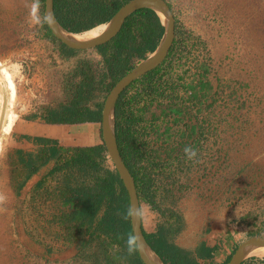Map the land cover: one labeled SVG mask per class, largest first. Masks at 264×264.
Segmentation results:
<instances>
[{
  "label": "rangeland",
  "instance_id": "obj_1",
  "mask_svg": "<svg viewBox=\"0 0 264 264\" xmlns=\"http://www.w3.org/2000/svg\"><path fill=\"white\" fill-rule=\"evenodd\" d=\"M167 1L185 31L184 54L173 61L174 78L181 84L178 96L188 94V84L199 80L201 72L206 73L204 81L211 82L206 95L193 99L188 118L204 130L192 145L202 162L188 160L184 150L183 157L173 151L167 156L175 139L154 143V132L146 139L152 147L167 148L160 157L166 174L156 176L163 206L184 217L177 243L195 248L201 241L216 242L222 256L248 238L250 230L261 229L264 236V0ZM32 4L0 0V60L15 73L14 109L19 117L42 114L47 106L66 101V79L79 60H100L94 48L62 56L58 46L43 37L42 22L32 21ZM165 104L153 106L157 114ZM172 121L157 123L163 130ZM13 130L4 136L0 154V264H79L76 242L65 238L67 229L56 220L69 206L59 196L57 179L46 175L54 163L42 168V186L25 184L17 190L25 170L10 157L15 150ZM74 136L59 145L87 144L85 131ZM141 206L146 230H156L165 218L146 202Z\"/></svg>",
  "mask_w": 264,
  "mask_h": 264
},
{
  "label": "trees",
  "instance_id": "obj_2",
  "mask_svg": "<svg viewBox=\"0 0 264 264\" xmlns=\"http://www.w3.org/2000/svg\"><path fill=\"white\" fill-rule=\"evenodd\" d=\"M128 1L54 0V11L57 20L66 30L79 33L108 23ZM40 4L44 17L45 0H41ZM41 31L43 37L58 46L59 53L64 57L76 56L85 51L68 47L52 33L47 22L43 20ZM164 33L165 25L155 10L142 8L133 12L126 18L116 36L94 47L93 50L100 57L99 62L95 63L90 58L79 60L66 79L67 100L58 106H47L42 114H29L28 118L35 119L40 116L43 121L53 124L101 123L103 105L112 87L140 60L145 59L157 48ZM184 34L185 31L180 29L176 22L174 42L166 59L158 67L133 81L120 94L115 112L116 135L121 155L135 179L140 201L149 204L165 218L157 224L154 231L146 230L142 218L145 237L163 262L228 264L239 243L234 245L226 260L222 262H218L215 255L219 245L209 246L206 241H201L195 248H188L177 243L176 239L184 229L185 221L178 211L167 205L164 207L163 201H160L157 182L159 178L156 175H162L164 178L165 164L158 162V155L156 156L154 151L150 153L147 165L142 164L146 153L145 146L150 144L146 136L151 134L152 129L150 125L142 124L143 111L151 109L156 103L162 105L167 101L170 107H163L162 115L164 118L168 114L174 117L172 125L165 126L167 132L172 135V128L183 119L172 115L176 109L171 105L198 99L212 89L210 80L204 81L203 75L206 73L201 72V78L187 86L192 90V94L182 96L183 98L178 96L176 90L180 82H176L174 78L173 61L178 56L182 58L184 54V49H181L185 44ZM178 52L181 54L178 55ZM204 71L208 69L204 68ZM177 77L183 76L178 74ZM199 102L201 103V100ZM141 103L143 106H140ZM156 118L161 119L156 116L151 120ZM152 122L154 128L159 130L160 124ZM197 125L200 126L193 125L194 133ZM201 133L204 134V130ZM100 135L102 138V133ZM35 140L44 143L37 151L15 149L14 154L10 156L13 163L19 164L25 170L17 190L43 167L54 163L46 175L57 179L59 196L63 204L69 206L67 210L56 215V220L67 229L65 238L76 242L78 263L145 264L138 251L131 256L127 253L125 240L127 233L133 231V228L131 221H125L121 213L130 204V197L114 164H108L105 144L65 147L51 138L37 136ZM171 152L170 149L166 153L167 156H171ZM43 182L44 179L37 187L42 186ZM261 231L250 230L248 237L262 235ZM242 264H264V257L251 256Z\"/></svg>",
  "mask_w": 264,
  "mask_h": 264
},
{
  "label": "water",
  "instance_id": "obj_3",
  "mask_svg": "<svg viewBox=\"0 0 264 264\" xmlns=\"http://www.w3.org/2000/svg\"><path fill=\"white\" fill-rule=\"evenodd\" d=\"M142 8L153 9L160 17V13L164 14L165 21L162 17L161 19L165 25V33L157 48L145 59L140 60L112 87L105 99L102 120L100 123L103 143L105 144L108 154L129 193L130 203L136 206H139V204L141 205L136 182L121 155L116 135V103L120 94L127 86L137 78L158 67L166 59L169 50L173 45L176 32V18L173 10L167 0H129L108 22L110 26L104 34L92 39H76L68 36L66 33L70 31L66 30L57 20L54 11V0H45V16L47 14L53 16V21L47 23L52 33L68 47L81 50L94 48L111 40L121 30L126 18L133 12ZM132 228L133 231L141 237V250L138 251V253L144 263L159 264V261L161 264H165L148 243L144 234L142 219H137L134 225L132 224ZM260 246H264L263 235H254L246 238L239 243L228 264H242L244 260L252 256L251 252Z\"/></svg>",
  "mask_w": 264,
  "mask_h": 264
},
{
  "label": "crops",
  "instance_id": "obj_4",
  "mask_svg": "<svg viewBox=\"0 0 264 264\" xmlns=\"http://www.w3.org/2000/svg\"><path fill=\"white\" fill-rule=\"evenodd\" d=\"M100 123L98 122H84V123H74V124H53V123H47L43 121L40 116H37L35 119H29L28 116L25 114L22 117H19L17 119V122L15 124L14 130H13V136L12 141L14 144L15 149H23L28 152L37 151L38 148L42 147L44 143L41 141L38 142L35 140V137H45V138H51L55 141H58V144L62 143V139H69L75 138V134L79 132V136L81 135L82 129L85 130L86 138H87V144L86 145H95L102 142V140H99V137H101ZM71 137V138H70ZM80 140L81 138L78 137ZM73 141V140H72ZM8 154V153H7ZM10 155V154H9ZM11 156V155H10ZM42 170V169H41ZM41 170L37 173H35L28 181L27 185L31 184L33 187H35L41 179ZM31 187V186H30ZM241 242H236V244ZM209 246L219 245L218 243L214 242H207ZM217 249L215 252L216 260L218 262H222L226 260L228 255L230 254H223L218 255V252L220 250Z\"/></svg>",
  "mask_w": 264,
  "mask_h": 264
},
{
  "label": "flooded vegetation",
  "instance_id": "obj_5",
  "mask_svg": "<svg viewBox=\"0 0 264 264\" xmlns=\"http://www.w3.org/2000/svg\"><path fill=\"white\" fill-rule=\"evenodd\" d=\"M187 90L189 91L187 95L190 96L192 94V90L189 88H187ZM131 92H133V91H131ZM180 98H183V97L180 96ZM178 101L179 100H177V102ZM192 101L193 100L186 101L185 103L180 102L178 104H172L171 105L176 109V112H177V113L175 112V114H172V113L171 114L175 117L179 116L180 118L183 119V120L179 121L178 124H181V123L184 124L183 126L180 127V129H178V128H176V126H174L172 128V135H170V133L167 132V129H166L167 127H165L163 130H161L160 128H159V130H157L154 128L155 125L154 124L152 125L151 123H153L152 121H154L157 124V121H160L162 119H164L166 121L170 118H172V120L174 121V117H172V116H170V114H168V115H165V118H164L163 109H161V108H160L158 114L155 110V107H153L154 109L152 111H151V109H149L151 112L149 110L145 111L146 109L143 111L144 121L142 122V124L150 125L152 127V129L150 131H151V133L154 132V134H155V136L153 137V140H154L153 142L157 143V142H161L162 140L169 141V140L175 139L176 140V142H175L176 146L174 145V147L172 146V148H169V149H171L173 152H177L176 156H182L183 157L182 151L184 150L185 146L193 145V141H198V138H199L201 131H202V129L200 128V126H202V125L200 124V126L197 127L196 133H194L193 132L194 123L191 120H188V118L192 117V113H191L192 106H193V105H191ZM140 106H143V104L141 103ZM156 106H160V105L158 103H156ZM167 106L170 107V104L169 105L165 104L164 108H166ZM148 111L150 112V116H149V118H145L146 114L149 113ZM139 113L141 114V112H139ZM156 116H160L161 119L156 118L155 120L154 119L151 120L153 117L155 118ZM147 119L149 120L148 123H146ZM157 128H158V126H157ZM146 140H148V139H146ZM150 140L151 139H149L148 141H150ZM166 150H167V148H162V144H160L159 147H155V146L152 147V146L147 144V146H145L146 153L142 159V164L147 165L148 158L150 157L149 155L152 151H154L153 153L156 154V156L158 155V157H157L158 162L161 161L160 157L162 155V152H165Z\"/></svg>",
  "mask_w": 264,
  "mask_h": 264
},
{
  "label": "bare ground",
  "instance_id": "obj_6",
  "mask_svg": "<svg viewBox=\"0 0 264 264\" xmlns=\"http://www.w3.org/2000/svg\"><path fill=\"white\" fill-rule=\"evenodd\" d=\"M160 14L165 21L164 14ZM109 26V23H102L83 32H67L66 34L76 39H92L104 34ZM17 96L18 86L15 79V73L11 71L9 66L4 65L0 60V154L3 149L4 136L12 132L17 118L19 117L14 109ZM251 255L264 257V246L254 249L251 252ZM158 263L161 264L159 261Z\"/></svg>",
  "mask_w": 264,
  "mask_h": 264
},
{
  "label": "clouds",
  "instance_id": "obj_7",
  "mask_svg": "<svg viewBox=\"0 0 264 264\" xmlns=\"http://www.w3.org/2000/svg\"><path fill=\"white\" fill-rule=\"evenodd\" d=\"M39 8V0H33V4L30 11V16L33 22L41 23V17L38 15ZM176 18V17H175ZM53 21V16L51 14H47L43 17V22L51 23ZM101 126V124H100ZM102 131L100 132V134ZM103 143V137L101 138ZM184 153L188 160L193 161L194 163H201L202 161L199 158V150L192 145H187L184 148ZM108 161L113 164L109 154L107 155ZM145 215L143 207L139 204V206L133 205L130 203L126 209L121 213L122 218L125 221H131L134 225L137 219L141 220ZM123 238V237H122ZM141 237L138 236L135 231H130L127 233L125 244L126 250L129 256L135 254L137 251L141 250Z\"/></svg>",
  "mask_w": 264,
  "mask_h": 264
}]
</instances>
